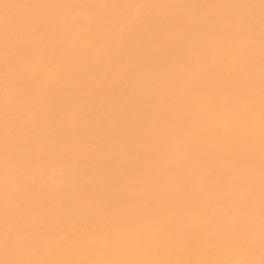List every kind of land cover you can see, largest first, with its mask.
<instances>
[{
    "label": "bare ground",
    "instance_id": "1",
    "mask_svg": "<svg viewBox=\"0 0 264 264\" xmlns=\"http://www.w3.org/2000/svg\"><path fill=\"white\" fill-rule=\"evenodd\" d=\"M260 3L0 0V261L260 264Z\"/></svg>",
    "mask_w": 264,
    "mask_h": 264
},
{
    "label": "snow or ice",
    "instance_id": "2",
    "mask_svg": "<svg viewBox=\"0 0 264 264\" xmlns=\"http://www.w3.org/2000/svg\"><path fill=\"white\" fill-rule=\"evenodd\" d=\"M5 7H9L5 5ZM260 7L262 10V23H264V0H261ZM262 41H264V35H262ZM264 63V60H262ZM262 94H264V86H262ZM262 136H264V109H262ZM264 155V153H262ZM264 189V186H262ZM262 203H264V195H262ZM262 246H264V237H262ZM0 264H46V262H35V261H0ZM103 264H113V262H103ZM145 264H158V262H145ZM168 264H172V262H168ZM176 264H183V262H176ZM187 264H214V262H187ZM232 264H256L255 261L250 260H238L232 262ZM260 264H264V259L260 261Z\"/></svg>",
    "mask_w": 264,
    "mask_h": 264
}]
</instances>
